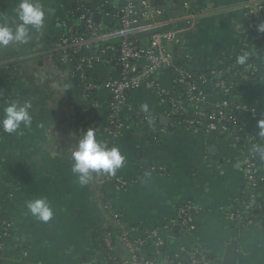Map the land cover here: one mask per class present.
<instances>
[{
  "label": "crops",
  "instance_id": "crops-1",
  "mask_svg": "<svg viewBox=\"0 0 264 264\" xmlns=\"http://www.w3.org/2000/svg\"><path fill=\"white\" fill-rule=\"evenodd\" d=\"M73 1L39 0L46 10L44 28H30L27 44L0 47V92L4 95L0 119L12 101L32 105L31 127L21 125L14 133L0 130V216L13 224L11 238L0 249V264H103L98 242L99 232L110 221L106 204L123 213L124 225L159 227L164 254L195 246L206 249L210 259L220 264L226 244L236 238L238 264H264V220L240 226L230 216L234 201L243 195L244 162L230 153L224 140L209 139L184 127L170 128L171 99L167 95L168 100H163L156 90L174 96L173 69L156 71L153 90L142 86L128 92L120 111L126 128L116 138L109 135L111 93L104 82L119 75L113 57L106 56L91 72L98 85L86 97L52 49V42L67 31ZM151 1L165 14L166 24L190 27L170 49L176 65L191 72H203L235 57L256 38L247 14L253 4L250 0ZM19 3L0 0V23L14 27ZM106 22L116 24L112 15ZM222 97L218 93L210 101ZM234 101L243 104L241 115L260 135L257 121L264 119V70L258 78L238 82ZM144 104L160 127L150 130L141 121L138 113ZM89 128L98 140L118 147L126 156L125 165L115 174L126 181L124 187L97 184L95 178L103 174H93L81 186L72 173L71 153ZM211 146L217 152L211 153ZM41 197L54 212L48 222L36 219L26 206ZM186 202L198 207L195 228L167 227Z\"/></svg>",
  "mask_w": 264,
  "mask_h": 264
},
{
  "label": "built area",
  "instance_id": "built-area-1",
  "mask_svg": "<svg viewBox=\"0 0 264 264\" xmlns=\"http://www.w3.org/2000/svg\"><path fill=\"white\" fill-rule=\"evenodd\" d=\"M100 1L103 5L97 9V13L101 14L99 20H96V12L90 8L85 9L76 19L69 11L66 33L52 42V49L58 62L79 82L84 96L89 97L98 85L90 77L89 72H92L106 56L113 57L119 75L110 76L104 82L111 93L108 132L112 138L118 137L126 128L127 124L120 111L126 102L128 92L142 86L153 90L156 86L153 79L156 71L173 69L176 86L174 96L165 90H156L163 100L171 99L172 127H184L200 132L209 139L224 140L230 153L244 162L243 195L234 201L230 216L240 226L255 224L258 218L252 213L254 202L248 201L247 197L260 196L258 186L264 189V162L257 158L258 153L252 154L247 146L238 145V141L243 138L250 147L264 145L259 142L253 130L249 129L247 118L241 115L240 110L244 109V106L234 101V92L240 80L258 78L260 68H264V47L258 46L261 41L264 44V33L256 31V25L264 20V0H250L253 4L247 13L250 19V32L256 33L255 40L245 44L235 57L207 68L212 80L210 89L216 91L215 94L207 92L205 88L209 80L208 74L191 72L176 65L174 61L170 48L190 27L177 26L163 30L162 27L166 25V19H162L163 11L151 0H124L119 3H114V0ZM106 7L110 10L106 11L104 9ZM109 15L114 17L116 24H107L106 17ZM149 20L151 22H146ZM186 22L189 25L191 19H187ZM138 33L152 34L138 39L135 38ZM141 39L143 43L139 42ZM246 52L249 53L247 63L238 64L237 57ZM218 93L223 97L211 102L210 98ZM183 95L185 99L182 98ZM3 96L0 92V97ZM186 101L190 103V109L185 106ZM138 115L144 122L152 124L157 122V117L145 112L140 111ZM251 116H256L254 111H251ZM0 130L5 132L2 126ZM222 135H225V138H222ZM95 182L99 185L113 183L121 187L127 184L118 175L108 174L97 176ZM104 209L109 212L110 221L102 233L103 264L212 263L209 252L195 246H181L172 255L164 254L161 251L164 240L159 227L148 229L138 224L124 225L121 211L112 210L108 204L104 205ZM197 210L198 207L192 202L184 203L179 208L177 216L166 226L192 231L195 228L194 214ZM0 228L2 249L12 236L13 224L8 219H3Z\"/></svg>",
  "mask_w": 264,
  "mask_h": 264
},
{
  "label": "clouds",
  "instance_id": "clouds-1",
  "mask_svg": "<svg viewBox=\"0 0 264 264\" xmlns=\"http://www.w3.org/2000/svg\"><path fill=\"white\" fill-rule=\"evenodd\" d=\"M18 22L14 27L0 23V47L9 45L27 44L31 39L30 28L40 31L44 28L46 10L39 0H20L18 5ZM258 33H264V20L256 25ZM249 53L237 57L236 62L240 65L246 63ZM32 105L30 101L20 103L12 101L3 110L4 116L0 119V126L7 133L17 132L21 125L31 127ZM141 110L149 112L147 104L141 105ZM260 136H264V119L257 121ZM253 151L264 159V147L253 145ZM71 171L77 177L81 186L89 183L93 174H108L114 176L126 162V156L116 146L109 147L97 139L92 128L84 132L77 143L76 149L71 153ZM28 211L36 219L48 222L52 219L54 212L48 200L44 197L30 200L26 203Z\"/></svg>",
  "mask_w": 264,
  "mask_h": 264
},
{
  "label": "trees",
  "instance_id": "trees-1",
  "mask_svg": "<svg viewBox=\"0 0 264 264\" xmlns=\"http://www.w3.org/2000/svg\"><path fill=\"white\" fill-rule=\"evenodd\" d=\"M103 5V2L102 1H100V0H95V1H88V0H75V1H73V3L72 4H70L69 5V11H71V13L73 14V18L74 19H76V18H78L79 16H80V14L85 10V9H87V8H90L91 10H93V11H95L96 13V16L98 15L99 16V18H100V16H101V14H98L97 13V9L100 7V6H102ZM106 11H109L110 9L109 8H104ZM103 16V15H102ZM162 19H166V17H165V14H163L162 15ZM176 26H171V25H169V24H166V25H164L163 27H162V29L163 30H168V29H173V28H175ZM139 42H141V43H143L144 41H143V39H141V40H139ZM258 46L259 47H264V44H263V42L261 41V42H259L258 43ZM247 63V62H246ZM262 67L260 68V73H259V75L258 76H261V74H262ZM90 73V75H91V71L89 72ZM197 73H202V72H197ZM203 73H206V74H208L209 72H208V70H205V71H203ZM211 75L210 74H208V82L205 84V88H206V90H207V92H210V93H216V91H211V89H210V86H211V82H212V80H211ZM77 81V80H76ZM78 82V81H77ZM78 84H79V82H78ZM0 88H1V86H0ZM0 91L2 92V90L0 89ZM234 94H236V90H235V92H234ZM182 98L183 99H185V96L183 95L182 96ZM185 106H187V108H189L190 109V103L188 102V101H186L185 103ZM145 125H146V128L147 129H150V130H152L153 128H158V127H160L159 126V124H158V122L157 123H155V124H152V123H149V122H144L143 120H141ZM126 122V121H125ZM247 122H248V125H249V120L247 119ZM126 124H127V122H126ZM250 126V125H249ZM170 128H173L172 127V125L170 124ZM249 128V127H248ZM251 131H252V129L251 128H249ZM247 131H249L248 129H247ZM236 135H238L237 133H236ZM158 136H159V134H158ZM225 136V135H224ZM223 135H222V138L224 137ZM255 136L260 140L259 142L262 144V145H264V143H263V140H264V137H262V136H260V135H257V134H255ZM225 138V137H224ZM238 145H240V146H242V145H245V146H247V148L249 149V151L252 153V154H256V152L255 151H253V147H250L249 145H247V143H245L244 141H243V138H241L240 139V141H238ZM257 158H260V155H257ZM260 161H262V162H264V159H259ZM257 190H258V194L260 195V196H255V197H247V200L248 201H253L254 202V209L252 210V213L254 214V216L256 217V218H261V219H263L264 220V189L261 187V186H258V188H257ZM256 210H258V211H256ZM3 219H7L6 217H3V216H0V224H1V221L3 220ZM0 232H1V228H0ZM102 233H103V229H101V231L99 232V242H98V245H99V247H100V249H101V251H102V253L104 252V246H103V241H102ZM104 254V253H103ZM211 264H219L218 262H216V261H213L212 259H211Z\"/></svg>",
  "mask_w": 264,
  "mask_h": 264
},
{
  "label": "water",
  "instance_id": "water-1",
  "mask_svg": "<svg viewBox=\"0 0 264 264\" xmlns=\"http://www.w3.org/2000/svg\"><path fill=\"white\" fill-rule=\"evenodd\" d=\"M96 20H99V16L98 15L96 16ZM146 22H151V21L149 20V21H146ZM151 34L152 33H146V34L138 33L135 36V38L140 39V38H143V37H147V36H149ZM262 70H264V68ZM163 120H166V119L163 118ZM169 120H170V118H169ZM166 121L164 122L165 124H166ZM209 151L211 153H215V152H217V148L211 146L209 148ZM238 246H239L238 239H236V238L230 239L228 241V243L226 244L224 255L222 257V260H221L220 264H238Z\"/></svg>",
  "mask_w": 264,
  "mask_h": 264
}]
</instances>
